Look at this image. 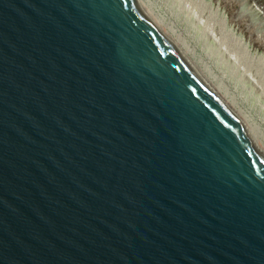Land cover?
Segmentation results:
<instances>
[{
  "label": "water",
  "instance_id": "obj_1",
  "mask_svg": "<svg viewBox=\"0 0 264 264\" xmlns=\"http://www.w3.org/2000/svg\"><path fill=\"white\" fill-rule=\"evenodd\" d=\"M0 264H264V146L137 0H0Z\"/></svg>",
  "mask_w": 264,
  "mask_h": 264
},
{
  "label": "rangeland",
  "instance_id": "obj_2",
  "mask_svg": "<svg viewBox=\"0 0 264 264\" xmlns=\"http://www.w3.org/2000/svg\"><path fill=\"white\" fill-rule=\"evenodd\" d=\"M143 1L264 144V0Z\"/></svg>",
  "mask_w": 264,
  "mask_h": 264
},
{
  "label": "bare ground",
  "instance_id": "obj_3",
  "mask_svg": "<svg viewBox=\"0 0 264 264\" xmlns=\"http://www.w3.org/2000/svg\"><path fill=\"white\" fill-rule=\"evenodd\" d=\"M139 2V4L143 7V9L147 12V14L151 17V19L156 23V25L163 31V33L171 40V42L178 48V50L193 64V66L200 72V74L206 79V81L211 85V87L217 92V94L222 98V100L227 104V106L233 111V113L242 121V123L250 130V132L256 137V135L252 132V129H250V126L248 125V122L244 120V118H242L239 113L237 112V110L235 109V107H233V104L231 103L230 98H227L226 95H224L222 92H220L218 90L217 87H215V85L209 80L207 79V76L203 73V71H201V69H199L198 67H196L197 65H195L191 59L185 54L184 50L181 49V47L178 45V43L176 42L175 39H173V37L170 35V33L165 29L166 27H164V25L162 24V22L160 21V19H158L156 17V15L150 10L149 6L147 7L145 4V2L143 0H137ZM211 82V83H210ZM252 128V127H251ZM255 131V130H254ZM256 133V132H255ZM257 140L264 146V144L262 143L260 137H256Z\"/></svg>",
  "mask_w": 264,
  "mask_h": 264
}]
</instances>
